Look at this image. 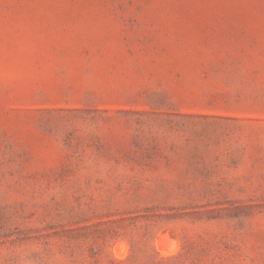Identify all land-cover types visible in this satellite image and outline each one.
Wrapping results in <instances>:
<instances>
[{
    "label": "rangeland",
    "instance_id": "1",
    "mask_svg": "<svg viewBox=\"0 0 264 264\" xmlns=\"http://www.w3.org/2000/svg\"><path fill=\"white\" fill-rule=\"evenodd\" d=\"M0 264H264V0H0Z\"/></svg>",
    "mask_w": 264,
    "mask_h": 264
},
{
    "label": "bare ground",
    "instance_id": "2",
    "mask_svg": "<svg viewBox=\"0 0 264 264\" xmlns=\"http://www.w3.org/2000/svg\"><path fill=\"white\" fill-rule=\"evenodd\" d=\"M170 244V243H169Z\"/></svg>",
    "mask_w": 264,
    "mask_h": 264
}]
</instances>
